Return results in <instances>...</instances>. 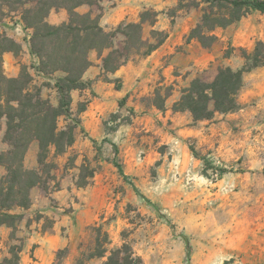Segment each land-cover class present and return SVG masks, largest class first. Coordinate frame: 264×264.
I'll use <instances>...</instances> for the list:
<instances>
[{"label": "rangeland", "instance_id": "rangeland-1", "mask_svg": "<svg viewBox=\"0 0 264 264\" xmlns=\"http://www.w3.org/2000/svg\"><path fill=\"white\" fill-rule=\"evenodd\" d=\"M207 6L205 0H94L75 10L98 17L100 27L114 33L117 50L125 40L120 26L138 23L140 14L149 10L158 16L153 27L143 26V38L154 43L151 31L167 37L175 31L179 45L152 72L141 65L147 56L133 55L125 65L142 68L127 84L109 74L99 77L101 72L96 82L110 83L107 89L90 90L88 98L75 104L71 99V117H60L57 126L73 127L74 143L60 155L48 150L56 165L51 180L46 188L30 191L31 206L22 211L23 220L13 233L0 227V264L4 259L15 263V257L18 264H34L33 251L46 244L52 251L47 264H102L110 251L123 245L142 264H264V66L243 75L233 112L194 122L189 113L172 110L192 80L210 81L220 67L240 70L244 53L252 54L259 42L264 45V13L258 11L216 29L209 49L197 41L186 43ZM20 17V11L0 7V26L16 37ZM4 35L0 32L1 48L6 47ZM88 59L102 70L97 52H89ZM53 76L38 88L57 106ZM155 92L170 94L163 110L153 106ZM90 103L99 115L97 124L84 119ZM80 105L85 111L77 114ZM112 144L126 180L113 165ZM37 153L34 142L25 157L27 169L38 168ZM4 173L0 167V179ZM98 226L108 235L107 253L87 261L96 235L92 228ZM183 237L191 248L189 256ZM20 243L22 251L16 253L13 248ZM28 243L31 250L24 252Z\"/></svg>", "mask_w": 264, "mask_h": 264}, {"label": "trees", "instance_id": "trees-1", "mask_svg": "<svg viewBox=\"0 0 264 264\" xmlns=\"http://www.w3.org/2000/svg\"><path fill=\"white\" fill-rule=\"evenodd\" d=\"M207 8L202 11L199 22L184 38L186 43L197 41L204 49L211 48L216 37L212 33L216 29H224L239 21L253 11L264 13V0H205ZM94 0H0V7L7 11H20L21 23L32 31L29 42L30 52L37 58L34 67L37 75L51 76L61 73L55 79L54 88L58 93V105L53 106L41 97V89L32 84L33 78L28 68L21 67L15 78L4 75L2 70L4 53H14L20 46L4 35L1 38L5 48L0 47V167L5 171L0 179V227L13 231L23 220V213L30 208V191L34 187L46 188L50 174L56 168L48 156V150L54 149V155L65 153L74 143V128L59 130L58 119L62 116L71 117L70 93L74 90L89 89L91 82L83 80L84 73L92 66L88 59L91 51L98 53L102 61V74H114L123 67L131 56H148L165 41L162 32L151 31L154 43L143 38V26L153 27L158 13L144 11L138 23H125L120 26L124 37L123 46L114 47V33L105 32L99 25V18L91 13L80 15L75 10L83 5H92ZM65 10L68 22L59 26H51L47 18L51 11ZM106 55L102 57V54ZM245 63L240 70L220 67L210 81L201 78L192 80L188 87L181 90L180 97L173 106V112H187L194 122L211 120L215 114L230 113L237 109L236 97L242 88L243 75L259 66H264V45L257 43L252 54L243 55ZM169 92L161 95L155 92L153 106L164 109V99ZM85 111L80 105L77 114ZM73 121V119L71 120ZM38 145L37 169H27L24 161L32 143ZM95 144V142H94ZM114 150L113 165L119 175L126 180L121 166L117 162L118 149ZM195 158L197 152L191 148ZM206 166L209 162L201 159ZM220 175L226 171L221 169ZM96 233L94 246L89 250L85 260L104 258L107 250L108 235L102 227H93ZM12 235V234H11ZM12 238V236H11ZM187 255L190 253L188 239L183 237ZM22 243L14 247L16 253L22 251ZM4 259L1 264H18ZM84 264V262H81ZM102 264H142L135 257L131 248L123 245L110 251Z\"/></svg>", "mask_w": 264, "mask_h": 264}, {"label": "crops", "instance_id": "crops-1", "mask_svg": "<svg viewBox=\"0 0 264 264\" xmlns=\"http://www.w3.org/2000/svg\"><path fill=\"white\" fill-rule=\"evenodd\" d=\"M77 10H80L79 8ZM68 19V15L65 10H58V11H51L48 18L47 23L51 26H59L63 23H66ZM18 25V24H17ZM20 27V31L16 34L17 37L12 33V31L8 30L4 26H0V32L5 33L6 36L13 41H15L20 46V52L19 54H13V53H4L3 54V71L4 75L9 78H15L19 75L21 67L25 66L28 68V71L30 75L33 78L32 84L34 86L40 85L43 81L48 80V77L37 75L34 67L37 65V58L31 54L29 43L27 41L28 38H31L32 31L30 29H25L24 26L21 24L18 25ZM25 36L26 39L23 40L22 37ZM178 33L172 32L169 34L165 42L157 48L152 54L146 57L145 60L141 63L143 67H147L149 72H152L157 67H160L162 63L164 62V59L166 57H170L173 52L174 48L179 45L178 41ZM91 57V53H90ZM90 62L93 63V61L90 59ZM96 62V61H95ZM97 64V63H96ZM140 65H134V64H128L123 67H121L118 71H116L114 74H109L108 77L110 79H120L123 83L127 84L130 79H133L136 74H138V69L142 68ZM162 68V67H161ZM102 72L101 66H91L83 75V80L85 82H93L91 85V89H85L82 91L74 90L70 93L71 99L73 100L74 104L80 101L82 98H88V95L90 93V90L92 91H100L103 89H107V86H110L111 84L108 83H102L100 80L96 82L98 79V76ZM53 76V75H52ZM62 76L61 73H55L54 78ZM55 83V82H54ZM53 83V86H54ZM41 97L46 99V93L42 91L41 89ZM93 112V116L91 113ZM84 119L90 123V124H97L99 121V115L98 113L92 111V103L89 104L85 114ZM57 228V225H56ZM44 240H46L44 238ZM31 243L26 244L24 247V252H28L31 250ZM51 246L46 244L43 247H38L33 251V256L36 258V261L34 264H47V260L49 259L51 255ZM20 264H26L25 261H21Z\"/></svg>", "mask_w": 264, "mask_h": 264}, {"label": "built area", "instance_id": "built-area-1", "mask_svg": "<svg viewBox=\"0 0 264 264\" xmlns=\"http://www.w3.org/2000/svg\"><path fill=\"white\" fill-rule=\"evenodd\" d=\"M30 38H28V40H29Z\"/></svg>", "mask_w": 264, "mask_h": 264}]
</instances>
